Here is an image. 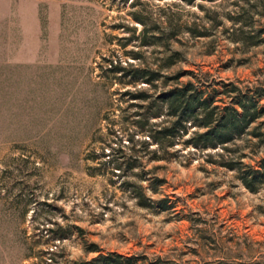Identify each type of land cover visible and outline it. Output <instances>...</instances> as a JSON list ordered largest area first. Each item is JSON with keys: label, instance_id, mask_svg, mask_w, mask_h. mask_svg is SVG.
Here are the masks:
<instances>
[{"label": "rangeland", "instance_id": "1", "mask_svg": "<svg viewBox=\"0 0 264 264\" xmlns=\"http://www.w3.org/2000/svg\"><path fill=\"white\" fill-rule=\"evenodd\" d=\"M238 4L0 0V264H264V178L239 177L260 168L264 112L230 150L186 144L189 122L151 135L188 81L219 108L264 105V0Z\"/></svg>", "mask_w": 264, "mask_h": 264}, {"label": "trees", "instance_id": "2", "mask_svg": "<svg viewBox=\"0 0 264 264\" xmlns=\"http://www.w3.org/2000/svg\"><path fill=\"white\" fill-rule=\"evenodd\" d=\"M191 1V0H188ZM235 3L239 6L238 0ZM202 6V4H199ZM234 22H239L237 28H242L244 22L237 17H234ZM196 35H206V32H196ZM234 40L242 39L234 36ZM191 82L175 87L170 90L169 104L180 107L179 118L173 120L171 124L165 125L155 130L157 134L152 132L153 138L161 141V137L166 135H174L175 131L186 133L188 125H196L197 127H204L202 130L194 128L191 134L183 141L186 144H191L196 147H216L222 146L226 150L232 149L227 143L233 141L236 137L241 135L261 113L264 112V105L258 106V99L261 92L257 94H248L247 92L238 93L234 96L230 103L224 104L219 108L218 104H213L206 96H202L199 92L190 90ZM255 127L251 133H255ZM172 141V140H170ZM222 154V153H221ZM237 163H243L242 160H223L221 164L234 168ZM260 168H250L248 171L241 172L240 179L242 182L254 190L255 186L251 183L254 177L264 178V157L259 160ZM250 177V178H248ZM133 258L135 262L136 255H123L115 251L99 252L87 264H129Z\"/></svg>", "mask_w": 264, "mask_h": 264}]
</instances>
